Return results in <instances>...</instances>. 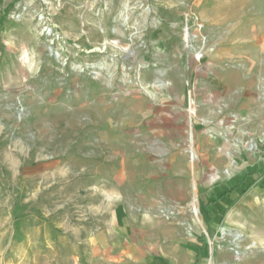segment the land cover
Here are the masks:
<instances>
[{
  "label": "rangeland",
  "instance_id": "374dc122",
  "mask_svg": "<svg viewBox=\"0 0 264 264\" xmlns=\"http://www.w3.org/2000/svg\"><path fill=\"white\" fill-rule=\"evenodd\" d=\"M264 0H0V264H264Z\"/></svg>",
  "mask_w": 264,
  "mask_h": 264
},
{
  "label": "trees",
  "instance_id": "16d2710c",
  "mask_svg": "<svg viewBox=\"0 0 264 264\" xmlns=\"http://www.w3.org/2000/svg\"><path fill=\"white\" fill-rule=\"evenodd\" d=\"M256 173L264 174V167H263V169H262L260 172H258V171L250 172V173L246 174L245 177H248V176L254 175V174H256Z\"/></svg>",
  "mask_w": 264,
  "mask_h": 264
}]
</instances>
